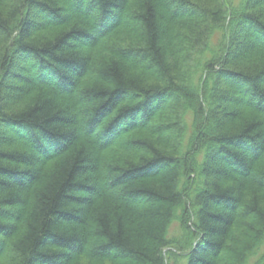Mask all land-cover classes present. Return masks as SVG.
Instances as JSON below:
<instances>
[{"label": "trees", "instance_id": "16d2710c", "mask_svg": "<svg viewBox=\"0 0 264 264\" xmlns=\"http://www.w3.org/2000/svg\"><path fill=\"white\" fill-rule=\"evenodd\" d=\"M0 264H264V0H0Z\"/></svg>", "mask_w": 264, "mask_h": 264}, {"label": "rangeland", "instance_id": "374dc122", "mask_svg": "<svg viewBox=\"0 0 264 264\" xmlns=\"http://www.w3.org/2000/svg\"><path fill=\"white\" fill-rule=\"evenodd\" d=\"M178 232H179L178 227H175V228H174V233H178Z\"/></svg>", "mask_w": 264, "mask_h": 264}]
</instances>
